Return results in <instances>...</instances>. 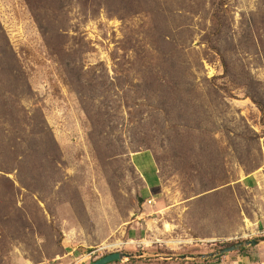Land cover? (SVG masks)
Wrapping results in <instances>:
<instances>
[{"label": "rangeland", "instance_id": "1", "mask_svg": "<svg viewBox=\"0 0 264 264\" xmlns=\"http://www.w3.org/2000/svg\"><path fill=\"white\" fill-rule=\"evenodd\" d=\"M258 237L264 0H0V264Z\"/></svg>", "mask_w": 264, "mask_h": 264}, {"label": "water", "instance_id": "2", "mask_svg": "<svg viewBox=\"0 0 264 264\" xmlns=\"http://www.w3.org/2000/svg\"><path fill=\"white\" fill-rule=\"evenodd\" d=\"M261 245H264V237H258V238L238 242L226 248L220 249L215 252L207 253V254H183V255H176V256H155L153 258L156 260L162 259V260H180V261H186V260L202 261V260H207L210 258H219L226 254L238 252L239 250H242V249H248V248L261 246ZM135 257L142 258V254H138L137 256H135L133 254L116 252V253L108 254L90 264H110L113 262H120L125 259L129 260Z\"/></svg>", "mask_w": 264, "mask_h": 264}, {"label": "crops", "instance_id": "3", "mask_svg": "<svg viewBox=\"0 0 264 264\" xmlns=\"http://www.w3.org/2000/svg\"><path fill=\"white\" fill-rule=\"evenodd\" d=\"M144 153H148V152H143V153L137 152V153H135L132 156L133 157L132 158V165L135 168V170L137 171V173L140 175V177L143 178V179H144L143 174H142L143 171L140 170V165H139V163L137 162L136 159H137V157H139L141 154H144ZM148 165L154 170L153 177L150 180L152 181L153 184H155L156 181H157V172L155 170L156 168H155V164H154L153 158H152V156L150 154L148 156ZM144 181H145V179H144ZM256 247H260V246H256ZM256 247H252V248H248V249H255ZM236 254H242V253H236ZM226 255H231V253L230 254H226ZM212 259L213 258H210V259H207V260H212ZM252 260H253V258L250 255H246V256H243V257L237 256L236 258H235V256H232L231 258H227V256H226L222 260L221 264H250V261H252ZM188 263L189 262H186V264H188Z\"/></svg>", "mask_w": 264, "mask_h": 264}, {"label": "trees", "instance_id": "4", "mask_svg": "<svg viewBox=\"0 0 264 264\" xmlns=\"http://www.w3.org/2000/svg\"><path fill=\"white\" fill-rule=\"evenodd\" d=\"M247 249H242V250H239L238 252H236V253H243V252H245ZM195 261H197V260H195ZM205 260H202V261H198V262H204ZM182 262H184V261H182Z\"/></svg>", "mask_w": 264, "mask_h": 264}]
</instances>
